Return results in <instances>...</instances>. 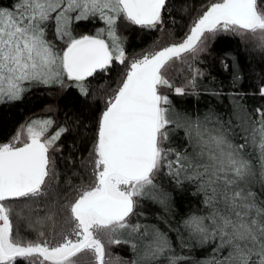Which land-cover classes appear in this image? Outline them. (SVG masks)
<instances>
[{
	"label": "snow or ice",
	"instance_id": "6c2138e0",
	"mask_svg": "<svg viewBox=\"0 0 264 264\" xmlns=\"http://www.w3.org/2000/svg\"><path fill=\"white\" fill-rule=\"evenodd\" d=\"M171 10L170 0L0 4V104L40 86L75 89L88 101L103 97L88 157L80 161L91 164L92 182L63 205L51 194L61 138L80 125L75 109L57 121L49 105L51 115L30 118L0 142V264H82L85 255L111 264L106 245L120 243L131 246L133 258L117 264H264V104L250 109L248 93L233 91L230 111L210 105L201 114L177 107L169 95H224L201 81L206 70L197 61L219 35L264 54V0H210L179 42L131 54L128 29H160ZM96 21L103 26L81 29V22ZM119 66L123 73L94 86ZM231 67L235 86L243 79L235 57ZM258 91L264 97V83ZM165 182L198 201L179 219ZM146 200L163 206L175 227L141 223ZM37 201L48 211L33 219ZM49 223L51 237L42 230ZM29 230L39 239L27 238ZM207 245L208 255H191Z\"/></svg>",
	"mask_w": 264,
	"mask_h": 264
},
{
	"label": "trees",
	"instance_id": "16d2710c",
	"mask_svg": "<svg viewBox=\"0 0 264 264\" xmlns=\"http://www.w3.org/2000/svg\"><path fill=\"white\" fill-rule=\"evenodd\" d=\"M11 2L12 0H0V4L5 6ZM209 2L210 0H170L172 4L171 16L166 15L165 23L160 29L148 30L140 26H131L128 29L125 33L128 36L127 50L131 54H136L155 44L179 42L189 31L193 17L199 13L202 6ZM186 8L189 11H185ZM101 26H103L102 21L86 24L81 22V29L84 31H91L94 27ZM229 53L231 55H228ZM233 57L239 62L243 73V79L235 86L233 85V69L231 67ZM224 61L229 65L227 68L224 66ZM197 63L200 68L206 70V74L200 78L201 81L216 89L222 87L224 95L216 97L202 91L199 97L196 95L179 97L174 92H169L177 107H182L188 111L199 109L203 114V111L212 105L219 112H228L232 108V103L231 97L227 94L233 91L248 93L243 100L250 109H255L264 104V97H261L258 91L261 83H264V54L255 48L251 42L245 44L236 36L219 35L214 40L209 41L208 51L201 53ZM123 71L122 66L116 67L110 75L106 74L94 86L98 87L99 84L104 83L105 79L111 80L113 77H118ZM213 77H215L214 80ZM49 105L57 109L54 116L57 121L64 120V110L70 105L75 109L78 114L76 118L80 121V125L75 130H70L61 138L60 142L64 146L63 151L56 156L58 179L54 183L58 187L51 194V199H58L59 205H63L65 201L73 197L82 183L92 182L91 164H81L80 161L88 157L91 137L95 131L99 109L103 105V97L98 96L97 101H88L81 98L75 89H68L61 93L57 89L46 88L45 86L34 88L26 93L22 100L0 104V142L8 140L18 127L30 118L51 115L52 113L48 111L47 107ZM85 125L89 126L87 135L85 134ZM174 139L176 138L174 137ZM73 144L76 145V148L72 147ZM177 145H179V140H177ZM69 156H72L73 159H69ZM164 186L169 191H173L175 207L178 210L175 214L176 219H179L180 213L188 210L189 205H195L198 202L191 191L173 189L167 182ZM47 211L41 201L32 205L33 219L45 215ZM139 211L146 213L140 217L141 223L156 224L165 231H167V224H173L175 227L170 218V213L157 203L146 200ZM63 215L61 208L56 215L57 224L62 220ZM42 230L48 236L52 232V225L50 223L45 224ZM170 235L178 244L175 234L170 233ZM26 236L29 239H39L34 230H29ZM211 247V245L202 248L196 247L192 250L191 255L197 259L202 258L210 253ZM111 250L122 259L131 260L133 258L130 245L113 244Z\"/></svg>",
	"mask_w": 264,
	"mask_h": 264
},
{
	"label": "rangeland",
	"instance_id": "374dc122",
	"mask_svg": "<svg viewBox=\"0 0 264 264\" xmlns=\"http://www.w3.org/2000/svg\"><path fill=\"white\" fill-rule=\"evenodd\" d=\"M167 44L168 43H166V44L165 43L155 44V45H152L149 48L145 49L142 52H146L148 50H151L154 46H166ZM139 53H141V52H139ZM139 53H136V54H139ZM75 195H76V193L70 199H73L75 197ZM60 223H62V220L57 224V230L59 229ZM48 236L51 237V233ZM112 245L113 244L106 245L107 257L110 258L111 264H117V258H120V257H118L116 254L113 253V251L111 250ZM81 259H82V264H95V261L93 260V258L90 255L82 256ZM120 259H122V258H120Z\"/></svg>",
	"mask_w": 264,
	"mask_h": 264
}]
</instances>
